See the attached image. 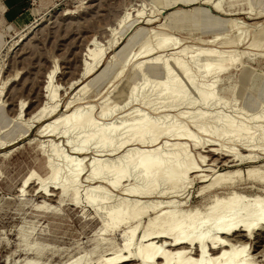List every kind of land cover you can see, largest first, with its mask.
I'll list each match as a JSON object with an SVG mask.
<instances>
[{
  "label": "bare ground",
  "instance_id": "obj_1",
  "mask_svg": "<svg viewBox=\"0 0 264 264\" xmlns=\"http://www.w3.org/2000/svg\"><path fill=\"white\" fill-rule=\"evenodd\" d=\"M151 1L155 12H161L164 8L172 9L178 3V1L170 4L165 3L164 0ZM211 1L200 0L207 6L212 5L216 12L223 15L225 12L222 10L221 1L213 3ZM195 11L197 9L192 8L189 13H170L159 25L160 29L162 30L165 26L174 27V23L177 22L174 19L176 15L187 17L193 15ZM259 14L257 10H252V16H259ZM130 15L129 12L125 13L117 21V25L115 24L116 28L109 27L108 46H116L120 38L124 42L116 51L114 50L112 56L96 72L105 51L97 47L96 39H92L90 47H93L86 51L87 60L83 59L85 61L81 75L79 79L70 83V88L75 87V92L72 90L75 96L73 101L65 105L64 115L61 116L62 113H59V116H53V120L50 118L57 109L56 98L59 88L54 87L53 84L57 73L56 64L46 76L44 102L30 115L31 119L37 120V122L44 121V118L50 116V123L47 122L48 124L45 123L41 125L42 127L39 125L41 128H38V132L36 131L37 136L48 133L61 137L69 145L75 144L78 153L87 154L88 149L92 146L97 150L110 151L114 154L130 144H137L143 148L134 149L137 150H133L134 152L130 149L119 156L115 163L94 161L88 177L92 187L85 189L82 194L79 182L84 170L83 163L81 160L70 159L59 146L52 145V156L65 163L69 169L68 173L63 174V168L59 164L52 163L47 157L46 174L41 175L33 168L25 175L23 185L30 184L28 186L31 187L34 184L35 194L48 198L63 200L64 197L71 196L73 205L88 207L101 217L102 231L107 233H112L132 221L139 220L137 224L124 230L125 243L122 248L116 249V251L114 249L115 254L105 257L99 264H254L252 259L255 257L251 258L247 252L249 253V249L252 248L249 246V241L253 239L256 232L264 229V201L260 198L264 193V162L260 160L263 164L260 165L259 162L257 167L248 168L246 174H243L238 167L244 164H255L256 160L261 157L262 160L264 159V103L261 102L256 106V112H249V109L242 107L243 113L238 119L229 118V116L220 118L216 116L214 122L204 112V107L209 104L211 106L228 104L236 100V85L229 99L220 94L219 89L226 91L224 78L228 79L232 75L235 64L245 55L260 54L264 56V25L256 28L255 24L254 26L244 24L246 27H254L249 46H241L249 35V32L247 36L244 35L241 26L236 37L231 39L228 48L226 46L224 49H222L223 47L205 49L203 45L208 40H204L203 45L196 49L189 46L176 54L166 53L153 56L156 50L158 53L174 50L181 40L173 38L172 32H166L164 29L165 32L161 33L153 45L151 39L146 37L147 32H145L141 38L140 46L133 50L138 34L142 30L147 31L146 27L145 29L138 28L136 24L141 23L142 19L143 22L148 23L152 22V19L144 17L143 8L137 10L135 19L130 20ZM227 16L230 15L227 14ZM219 23H226L230 31L231 19ZM225 34L218 33L216 35L219 43L224 44L225 38L223 37L227 35ZM128 48L129 51L123 64L114 78L122 75V70L126 69L128 64H131L130 72L133 75H139L140 78L129 85L126 94L119 102L112 105L109 102L112 92L103 93L101 90L96 94H91L90 84L103 76ZM256 51L261 53H256ZM196 62L201 63L200 68H194ZM212 74H218L214 80H210ZM241 75L245 76L246 72L241 71ZM110 81L113 82V80ZM119 85H116L115 89H118ZM262 85L258 82L254 84L256 93L262 95V101H264ZM148 86L153 89V92H156L155 95L163 99L165 104L176 108L191 106L193 112L188 117L175 114L173 118H169L162 114L163 120L153 119L141 112V109L150 103L149 96L151 95H144L133 118L124 121L119 127L101 124V121L113 110H123L132 105L140 93L147 90ZM94 101H98L101 105L96 115L93 113ZM19 103L16 110L17 116H15L17 123L21 120L25 107L24 102ZM247 104L251 105L252 103L249 101ZM155 111L157 113L159 110ZM190 121H198L196 133H190L187 130ZM252 126H256V134L250 132ZM18 132L17 127L11 131L9 142L28 136L29 127L20 131L19 135H17ZM117 133L120 134V139L115 137ZM214 133L220 138L227 137L235 144L238 143L239 146L245 147L241 150L246 153L243 154L233 145L226 146L222 141L219 142L220 144H214L210 139L206 142H210V146L213 147H210L208 152L217 158L213 163L205 165L207 156H202L203 160L199 162L190 161L188 143L182 144L176 141L171 145L163 144V139L181 140L185 138L190 143L197 145L200 144L202 136L211 138L215 135ZM26 139H29L30 142L31 138ZM253 140L259 144H252ZM147 144L153 145L154 148L152 150L145 149ZM161 144L163 147L169 148L163 150L160 148ZM217 162L221 163V167L226 166L230 172L225 173L226 170L218 172L221 171L219 166V170L217 169L218 171L213 173V169L216 170L215 163ZM216 167L218 168V166ZM211 168L213 169L211 170ZM206 172L211 173L207 174ZM131 178L138 180V185H127L124 188V197L120 202L109 206L100 214L98 207L107 204L111 199L106 191L121 189L123 182ZM99 180H104V188L94 190L93 188L96 187H93V183ZM31 181L32 183H30ZM165 184L168 185V190L164 195L169 199L165 205L161 202L150 205L149 202L142 201L152 195L159 194L161 186ZM248 184L254 190L255 187L259 188L257 195L255 193L252 196L250 193L249 196L253 197L252 200L246 198L247 194L245 196L244 193L243 195L237 193L238 188ZM189 185H200V190L197 193L214 192L215 195L211 196V202H208L210 204L205 205V212L189 209L186 206L180 208L176 206L177 198ZM219 195L220 197H218ZM37 207L45 210L50 208L47 203ZM148 212L150 214H147ZM256 242L260 244L261 240ZM31 263L33 262L28 261L26 264Z\"/></svg>",
  "mask_w": 264,
  "mask_h": 264
},
{
  "label": "rangeland",
  "instance_id": "obj_2",
  "mask_svg": "<svg viewBox=\"0 0 264 264\" xmlns=\"http://www.w3.org/2000/svg\"><path fill=\"white\" fill-rule=\"evenodd\" d=\"M164 1L168 4L176 1L178 3L172 9L164 8L161 12H155L151 0H30L25 11L26 13L20 22L10 23L3 18L5 6L3 0H0V264H26L28 261L34 264H99L105 257L113 256L116 249L122 248L125 243L124 230L134 226L139 221H132L114 230L112 233H107L102 231L101 217L88 207L73 205L71 196H66L63 200L48 198L35 194L34 184L31 187L28 186L30 184L23 185L25 175L33 168L41 175L46 174L45 163L47 157L50 158L52 163L59 164L63 168V174L66 175L68 173L69 169L65 163L58 161L52 156V145L59 146L70 159L81 160L83 163L84 170L79 182L82 194H84L85 189H91L92 187L88 177L94 161L115 163L119 156H122V154L130 149L134 152L137 151L134 149L143 148L137 144H130L116 151L114 154V152L110 151L97 150L92 146L88 149L87 154L84 153L86 150L82 154L77 152L75 144L69 145L61 137L48 133L37 136L38 128L40 129L41 125L47 122L50 123L49 119L53 120V116H59V113H62L61 116L64 115L65 105L74 100L75 87L70 88V83L79 79L85 61L83 59L86 58L87 60V57H85L86 51H88V48L93 47H90L92 39H96L97 47L105 51L103 60L100 66L96 68V72L102 68L105 61L124 42L120 38V41L118 40L120 43H117L119 46L117 44L116 46H108L109 27L116 28L117 21L127 12L131 14L130 20L135 19L139 8L144 9V17H151L152 22H143L142 19L143 23L136 24L138 28L145 29L146 27L147 31L142 30L138 34V37L134 41L137 44L133 45V50L138 49L145 32H147L146 37L151 39L153 45L158 37L161 36V33L165 31L169 33L171 31L173 38L181 40L174 47V50L165 53H158L156 50L153 56L166 53L176 54L189 46L192 49H196L203 45L204 40H208L203 45L205 49H220L221 47L224 49L226 46L228 48L231 39L236 37L241 26L245 36L249 32L247 39L241 46H249L252 41L254 24L256 28L264 25V0H212V3L221 1L222 10L225 12L223 15L216 12L212 8V5L209 4L207 6V4L201 3L200 0ZM192 8L197 9L193 14L194 16L176 15L174 19L177 22L174 23V27L167 26V28L165 26L162 30L160 29L159 25L164 22L165 17L170 13H189ZM252 10H257L260 13L259 16H252ZM227 14L230 16H227ZM228 19H231L232 22L230 31L226 23H219ZM245 23L253 26L246 27ZM171 28L172 30L174 28V30L172 31ZM216 33L227 34H225L226 37H223L225 38L224 44L217 41ZM128 51L129 48L122 53L115 64L103 76L90 84L89 89L91 94H96L101 90H103V93L107 91L112 92L110 95L112 100H109L112 105L123 98L129 85L140 78L139 75H133L130 72L131 64H128L126 69L122 70V75L116 79L114 78L117 71L120 70ZM256 53L261 52L256 51ZM54 64L57 65V73L55 74L53 84L54 87L59 88L56 98L57 109L52 117L48 116L44 118V121L40 122H37V120L33 121L30 114L34 113L45 100L46 76ZM200 64V62H196L194 68H200ZM243 70L246 72L245 76L241 75V71ZM231 74L228 79L227 77L224 78V82H226L224 86L227 87L226 91H222L220 88L219 92L229 99L230 94L237 86V98L228 104H218L215 106L209 104L205 106L204 112L212 118L213 122L215 121L214 117L229 116V118L238 119L243 113L242 107H246L247 110L249 109V112H256V106L261 102L264 103L262 95L256 93L254 86L256 82L263 84L262 90L264 91L263 55H245L235 64L234 71ZM217 75L212 74L210 80H214ZM110 80H113V82L111 83ZM116 85H119L118 89H115ZM106 87L107 90H105ZM146 89V91L140 93L138 99L132 105L123 110H113L109 116L101 121V124L103 126L114 125L119 127L124 121L133 118L135 110L138 109L144 95H151L149 96L150 103L143 107L141 112L146 113L153 119L163 120L162 114L169 116V118H173L175 114L188 117L193 112L191 106L176 108L167 105L160 96L155 95L156 92H153L150 86ZM249 101L252 103L251 105L247 104ZM19 102H24L25 107L24 114H22L21 120L17 123L18 121H16L15 116H17L16 110L17 105L20 104ZM99 104L98 101H94L96 107L93 110L94 115L101 108H99L101 106ZM157 109L159 111L156 113L155 110ZM197 124L198 121H190L187 130L190 133H196ZM16 127L19 129V132L29 127L30 136L28 135L14 142H9L12 135L11 131ZM255 127H251V133L256 134L257 129ZM19 132L17 135L20 134ZM115 137L120 139V134L117 133ZM202 137L200 144L197 145L190 143L185 138L181 140H173L172 138L169 140L163 139V144L169 143L171 145L176 141L182 144L188 143L190 161L199 162L203 160L202 156H207L205 165L213 163L215 158H217V156L211 155L208 152L209 148L213 147L210 146V142H206L210 139L214 144H220L222 141L226 146L233 145L234 148L240 150L241 148H245L239 146L238 143L236 145L235 142L227 137L220 138L216 134L211 136V138L207 136ZM26 138H31L30 142ZM256 142V140H253L252 144H259ZM164 147L161 144V149L166 150L169 148ZM13 148L14 150H12ZM144 148L152 150L154 146L147 144ZM241 151L243 154L246 153L243 150ZM258 159L255 164H244L238 168L241 169L243 174H246L248 168L257 167L256 165H259L260 160L264 162L262 157ZM261 164L263 163L260 162ZM215 165L216 170L213 169L214 166L211 168V170L213 169V173L219 170L221 163L217 162ZM225 168L226 166H222L220 168L221 171L218 172H222L223 170H226L225 173L227 171L230 172V170ZM206 173L210 174L211 172ZM125 181L121 185V189L106 191L111 199L107 204L98 207L100 214L108 209L109 206L120 202L124 197V188L127 185H138V180L134 178ZM103 182L104 180H99L93 183V187H96L93 189L99 190L100 188H104ZM249 185L238 188L237 193H240L239 195H243V193L244 195L247 194V196L245 195L246 198L252 200L253 197L249 196L250 193L252 196L255 193L257 195L259 188L256 189L257 187H255L254 190ZM199 186L189 185L177 198L176 206L178 208L186 206L189 209L203 212L205 205L210 204L208 202H211V196L215 194L213 191L197 193L200 190ZM167 190L168 185H162L159 194L152 195L142 201L149 202L150 205L157 202L165 205L169 200L164 195ZM244 190L245 192H243ZM260 198L264 201V193L261 194ZM43 203L49 204L50 208L45 210L37 207ZM147 214H150V212ZM263 235L264 229H261L249 241V246H252L253 249H249L251 252L249 251L247 254L251 255V258L252 256L255 257L252 259L254 260V264H264ZM259 240L261 242L257 244L256 241Z\"/></svg>",
  "mask_w": 264,
  "mask_h": 264
},
{
  "label": "crops",
  "instance_id": "obj_3",
  "mask_svg": "<svg viewBox=\"0 0 264 264\" xmlns=\"http://www.w3.org/2000/svg\"><path fill=\"white\" fill-rule=\"evenodd\" d=\"M29 3L30 0H3L5 6L3 18L10 23L20 22Z\"/></svg>",
  "mask_w": 264,
  "mask_h": 264
}]
</instances>
